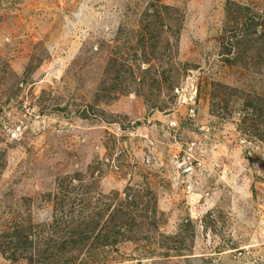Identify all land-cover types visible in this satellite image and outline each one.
Instances as JSON below:
<instances>
[{
    "label": "rangeland",
    "instance_id": "1",
    "mask_svg": "<svg viewBox=\"0 0 264 264\" xmlns=\"http://www.w3.org/2000/svg\"><path fill=\"white\" fill-rule=\"evenodd\" d=\"M0 264H264V0H0Z\"/></svg>",
    "mask_w": 264,
    "mask_h": 264
},
{
    "label": "built area",
    "instance_id": "2",
    "mask_svg": "<svg viewBox=\"0 0 264 264\" xmlns=\"http://www.w3.org/2000/svg\"><path fill=\"white\" fill-rule=\"evenodd\" d=\"M13 136L15 137V136H16V133H15V134H13Z\"/></svg>",
    "mask_w": 264,
    "mask_h": 264
},
{
    "label": "trees",
    "instance_id": "3",
    "mask_svg": "<svg viewBox=\"0 0 264 264\" xmlns=\"http://www.w3.org/2000/svg\"><path fill=\"white\" fill-rule=\"evenodd\" d=\"M118 234H120V231L118 232Z\"/></svg>",
    "mask_w": 264,
    "mask_h": 264
}]
</instances>
